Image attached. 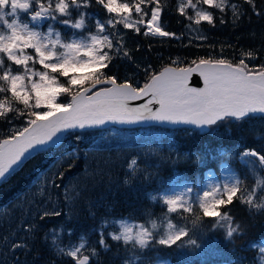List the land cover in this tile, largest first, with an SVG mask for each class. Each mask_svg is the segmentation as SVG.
Returning a JSON list of instances; mask_svg holds the SVG:
<instances>
[{
  "label": "snow or ice",
  "instance_id": "1",
  "mask_svg": "<svg viewBox=\"0 0 264 264\" xmlns=\"http://www.w3.org/2000/svg\"><path fill=\"white\" fill-rule=\"evenodd\" d=\"M243 3L256 11V0ZM93 4L106 19H101L99 12L87 11ZM209 9L221 13V24L226 22L223 14L229 10L234 23L245 14L232 0H178L175 6V11L189 22V29L201 22L214 27L216 17ZM161 13L159 0H0V121L11 126L0 139V181L22 168L34 154L57 144L65 133L75 135L78 141L80 132L105 129L109 124L155 122L211 130L224 123L241 125L256 116L264 118V62L251 63L258 59L257 49L242 52L239 59H228L222 46L219 57H198L186 67H164L158 73L147 65L142 69L143 85L132 74L118 79L106 71L116 59L141 69L126 46L124 29L145 37L180 38L165 30ZM89 21L93 27H89ZM172 63L179 65L181 59L177 57ZM194 73L202 78L203 87L190 86ZM62 97L68 99L62 101ZM145 98L144 103H130ZM14 121H20L19 126ZM237 155L250 166L254 179L251 185L234 172L203 190L184 184L177 191L161 182L154 193L148 194L151 201L166 209L159 224L150 218L151 213L144 222L105 219L97 229L98 247L83 234L78 242L63 243L62 235H73V230H65L63 225L49 228L43 240L70 264H90L93 258L99 264L100 250H111L109 238L124 249L122 264H148L145 252L158 248L200 249L205 223L209 231L222 229L223 238L231 242L243 236L245 229L229 206L239 202L250 213L264 214V176L260 175L264 172V151L245 148ZM138 159L133 156L126 164L125 186L139 179ZM63 175L55 173V179L47 181L37 195L44 197L48 184L60 188L56 181L63 180ZM143 178L150 180L152 176ZM62 215L55 207L37 211L36 216L30 209L27 217L22 214L8 223L7 230L0 234V256L11 252L20 264L15 253L31 252L41 227L36 221ZM109 227L113 230L107 231ZM258 253V264H264V246ZM156 264L168 262L157 257Z\"/></svg>",
  "mask_w": 264,
  "mask_h": 264
},
{
  "label": "trees",
  "instance_id": "2",
  "mask_svg": "<svg viewBox=\"0 0 264 264\" xmlns=\"http://www.w3.org/2000/svg\"><path fill=\"white\" fill-rule=\"evenodd\" d=\"M232 2L240 4L245 14L234 23L229 10L223 14L226 22L221 24L219 19L221 13L218 10L209 9L214 11L215 26L201 22L199 27L203 33L202 36H206L207 40H200L187 33L186 25L189 22L175 11L178 0H159L162 7L161 22L165 30L176 33L180 38L145 37L130 29H124L126 46L132 50L135 62L141 65V69L137 70L127 60L116 59L106 71L110 75H116L118 79L132 74L140 85H143L145 77L142 69L147 65L152 66L151 71L154 73L160 72L168 65L186 67L191 60L198 57L208 55L219 57L222 46L225 58L239 59L242 52L257 49L259 50L258 59L251 63L258 65L264 62V0H256V11H253L250 5L243 3V0H232ZM87 11L99 12L101 19L107 18L95 4ZM189 12L191 14V10ZM256 12H260L261 15H257ZM181 33H183L182 36ZM213 45L214 48L211 47ZM177 57L181 59L179 65L172 63V60ZM67 99V97L61 98L62 101ZM14 124L19 126L20 121H14ZM10 127L6 122L0 121V139L5 138ZM110 129L123 131L132 136L131 144L157 148L168 161H162L161 166L157 167V177L153 180L138 179L131 186H121L109 193L104 201L98 203L91 211L81 210L71 219L62 215L55 219L37 220L41 227L36 234L31 252L25 255L28 264H70L68 258L58 256L50 246V242L46 243L43 240V235L49 228H59L61 225L65 230L71 228L73 230L71 237L62 235V242L65 244L69 240L78 242V238L83 234L92 246L98 247L96 245L99 239L97 229L103 220L128 218L131 221L143 222L149 213L159 214L166 211L161 204L151 201L148 194L154 193V190L161 186V182L166 184L172 178L179 177L181 180L199 186L203 184L208 170L219 174L220 166L226 163L237 175H240L241 179L251 185L254 179L250 166L241 161L237 153L245 148L264 151V118L260 116L241 125L224 123L206 132L187 127L168 128L160 125L132 128L113 126L103 130L80 132L81 139L78 141L75 135L67 133L58 147L35 154L0 186V209L31 189L45 175V172L51 169L55 170L54 174L57 172L64 174L63 180L56 181L61 185L60 188H56V193L61 200L60 210L64 212L67 209L63 199L65 183L84 168L88 151L95 148L99 138ZM171 160H176V164L170 165ZM69 164L72 166L69 167ZM55 165L57 168H54ZM229 208L235 220L245 229L243 236L229 241L234 249L231 255L233 258H230L236 264H248L257 259L258 248L264 242V214L254 215L239 202H234ZM112 230V227L107 229V231ZM108 243L111 245V250L107 253L100 250L99 264H122L124 249L118 247L110 238ZM252 244H256L257 248H252ZM156 253L165 255L163 258L172 264H193L179 256L175 247L146 251L148 262ZM90 264H97L96 258H93Z\"/></svg>",
  "mask_w": 264,
  "mask_h": 264
},
{
  "label": "rangeland",
  "instance_id": "3",
  "mask_svg": "<svg viewBox=\"0 0 264 264\" xmlns=\"http://www.w3.org/2000/svg\"><path fill=\"white\" fill-rule=\"evenodd\" d=\"M73 15L75 16L76 14L74 13ZM46 27L47 25H45V29ZM56 27L59 28L60 26L56 25ZM89 27H93V23L89 22ZM187 33L195 37L203 34L199 25L195 24H192L190 29L187 28ZM131 143L132 136L114 129L107 130L99 138L96 143L97 146L88 151L84 168L68 179L63 187V199L67 208L63 213L66 218L77 216L81 210L91 211L98 203L103 202L109 193L121 186H125L123 179L126 175V164L133 156L139 158L138 168L141 170L139 179H144L143 177L148 174H151L152 178L150 180L144 179L145 181H151L157 177V167L161 166L162 161H168V159L157 148ZM174 163L176 164V160H171L170 165ZM54 168H57L56 165ZM54 172L55 170L51 169L46 171L45 175L31 189L23 193L14 202L0 209V234L7 230L8 223L21 218L22 214L27 217L30 209L32 216H36L37 211H43L44 209L50 210L53 207L61 209L60 197L56 193V188H53L50 184L47 186V192L44 197L37 195L40 188L45 187L46 182L54 178ZM233 172L237 174L226 163H223L220 166L219 174H216L213 170H208L203 184L199 186L192 182L181 180L179 177L172 178L166 184L176 187L177 191L181 190L184 184L203 190L214 182L223 181ZM260 175L264 176V172H261ZM137 180L134 179L132 184ZM65 188H67L68 194L67 201H65ZM77 192L80 193L79 196H76ZM41 200L44 201L43 204H41ZM163 213L164 211L159 214H151L150 218L156 219L159 224L163 218ZM252 214L255 215L257 213ZM147 219H149V216ZM36 222L38 223V221ZM200 238L203 241L202 248L195 250H178L175 248L178 255L193 264H236L230 258H233L231 255L234 252L231 247L232 243L223 238L222 229L209 231L208 225L205 223L204 232ZM33 244L34 241L32 246ZM260 246H264V242ZM15 255L19 258L20 264H28L24 252L17 251ZM157 257L160 260L167 261L163 258L165 255L156 253L148 264H156ZM0 261L6 262V264H16L11 252H6L3 256H0ZM167 262L172 264L169 261ZM248 264H258V259H254Z\"/></svg>",
  "mask_w": 264,
  "mask_h": 264
},
{
  "label": "water",
  "instance_id": "4",
  "mask_svg": "<svg viewBox=\"0 0 264 264\" xmlns=\"http://www.w3.org/2000/svg\"><path fill=\"white\" fill-rule=\"evenodd\" d=\"M166 67H176V66H166ZM163 70V69H162ZM161 70V71H162ZM189 84L190 86L192 87H203V81H202V78H200L198 76V74H193V76L191 77V79L189 80ZM147 98H145V100H139V101H134V102H130L132 104V106H135L136 104H141V103H144L146 101ZM153 107H158L156 105H154ZM150 125H160V126H164V127H168V128H177V127H187V128H192V129H195V130H198L200 132H206L208 129H204V130H200V129H196L194 126H190V125H171V124H158V123H155V122H146V123H143V124H138V125H112V124H109L106 126L105 129L107 128H110V127H120V128H132V127H147V126H150ZM90 130H95V129H90ZM90 130H86V131H90ZM98 130H103V129H98ZM67 135V133L64 134V136L61 137V140L57 142V144L55 145H51L48 149H45V150H42V151H46V150H50L52 148H55V147H58L63 141H64V138L65 136ZM40 151V152H42ZM35 155V154H34ZM33 155V156H34ZM32 156V157H33ZM19 170V169H18ZM10 177V176H9ZM7 177L5 180L3 181H0V186L5 183V181H7V179L9 178Z\"/></svg>",
  "mask_w": 264,
  "mask_h": 264
},
{
  "label": "bare ground",
  "instance_id": "5",
  "mask_svg": "<svg viewBox=\"0 0 264 264\" xmlns=\"http://www.w3.org/2000/svg\"><path fill=\"white\" fill-rule=\"evenodd\" d=\"M14 202V201H13Z\"/></svg>",
  "mask_w": 264,
  "mask_h": 264
}]
</instances>
